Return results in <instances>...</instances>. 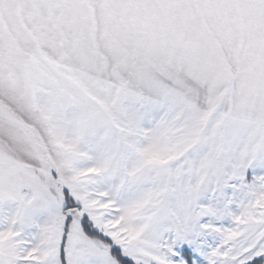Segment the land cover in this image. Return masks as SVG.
Returning <instances> with one entry per match:
<instances>
[{"label":"snow or ice","instance_id":"obj_1","mask_svg":"<svg viewBox=\"0 0 264 264\" xmlns=\"http://www.w3.org/2000/svg\"><path fill=\"white\" fill-rule=\"evenodd\" d=\"M0 264H264V0H0Z\"/></svg>","mask_w":264,"mask_h":264}]
</instances>
